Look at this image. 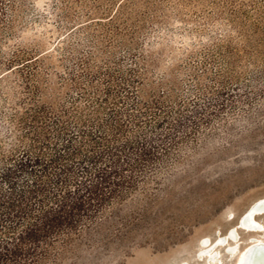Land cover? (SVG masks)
<instances>
[{
  "label": "rangeland",
  "instance_id": "1",
  "mask_svg": "<svg viewBox=\"0 0 264 264\" xmlns=\"http://www.w3.org/2000/svg\"><path fill=\"white\" fill-rule=\"evenodd\" d=\"M232 1L0 0V96L15 97L5 110L13 121L37 106L60 109L78 95L109 99L101 111L109 119L108 107L125 95L115 85L136 79L140 107L135 95L120 105L125 122L136 115L127 137L158 153L136 191L78 236L56 243L41 264H236L252 239H264L243 230L230 237L264 197V42L245 45ZM56 2L60 17L50 15ZM257 2L255 15L264 18V1ZM21 5L26 15L35 8L38 15L24 18ZM61 17L69 24L62 27ZM256 35L264 39V20ZM244 49L255 63L239 55ZM15 56L28 67L4 66ZM30 74L37 75L38 96L27 89ZM110 88L114 95L105 97ZM15 125L27 136V126Z\"/></svg>",
  "mask_w": 264,
  "mask_h": 264
},
{
  "label": "trees",
  "instance_id": "2",
  "mask_svg": "<svg viewBox=\"0 0 264 264\" xmlns=\"http://www.w3.org/2000/svg\"><path fill=\"white\" fill-rule=\"evenodd\" d=\"M245 2L252 12L244 9ZM229 4L238 8L237 15L241 17L238 32L246 38L245 45L259 47L264 42L262 35H256L264 20L255 15L262 8L260 4L257 0H233ZM22 5L20 12L24 18L32 20L38 15L36 8L31 16L26 15ZM61 8L56 2L50 15L60 17ZM261 15L264 17V11ZM61 18L62 27L69 24L66 18ZM117 20L118 16L116 19L114 16L109 21ZM251 30L253 34H246ZM251 48H247L248 52L254 51ZM248 52L244 49L239 55L246 54L248 62L255 63L254 52ZM18 62L22 66L15 70L30 64L15 56L4 66ZM86 65L82 63L81 67L89 68ZM104 75L113 78L109 72ZM36 76L30 74L26 83L34 96L40 93L33 85ZM138 83L133 79L115 85L125 95L117 96L108 107L113 112L109 119L103 118L101 112L106 109L103 103L107 105L109 99L78 95L79 99L74 98L60 109L37 106L26 117H15L13 121L5 110L15 102V97L3 92L0 96V108L4 109L0 111V167L4 166L0 174V264L43 263L56 243L71 240L93 225L108 209L136 191L154 171L158 159L156 147L127 137L136 115H129L132 120L125 122L123 117L128 116L120 110L124 100L134 95L137 100L133 105L140 107ZM110 91L111 88L104 91L105 97L114 95ZM53 118V126L46 123ZM15 122L20 128L27 126L33 131L27 130V136L22 135L15 130ZM6 133L7 141L3 139ZM19 175L27 179L19 181Z\"/></svg>",
  "mask_w": 264,
  "mask_h": 264
},
{
  "label": "bare ground",
  "instance_id": "3",
  "mask_svg": "<svg viewBox=\"0 0 264 264\" xmlns=\"http://www.w3.org/2000/svg\"><path fill=\"white\" fill-rule=\"evenodd\" d=\"M240 218L243 221L242 223L243 225L238 226L236 224L235 226L231 228L230 237L232 239H236V234L240 230H243L247 233H264V197L259 198L255 200L254 202H252L251 205L241 215ZM231 238H229V240H232ZM208 242L209 241L207 240L203 242L204 248H207ZM224 242H225L224 240H220L217 246H220ZM210 246H212V244ZM210 251L211 250H207L206 252L208 253ZM259 251L264 252V239H258L257 237V238L252 239L249 245L246 246V248L240 252V254L237 257L236 264H260L259 261L256 260V254ZM203 253L204 252H202L201 256L203 255ZM232 253H233V250H232ZM199 264H203V263L199 262Z\"/></svg>",
  "mask_w": 264,
  "mask_h": 264
},
{
  "label": "water",
  "instance_id": "4",
  "mask_svg": "<svg viewBox=\"0 0 264 264\" xmlns=\"http://www.w3.org/2000/svg\"><path fill=\"white\" fill-rule=\"evenodd\" d=\"M242 219L240 218V220L238 221V226H242L243 224ZM256 260L259 261L260 264H264V252L263 251H259L256 254Z\"/></svg>",
  "mask_w": 264,
  "mask_h": 264
}]
</instances>
